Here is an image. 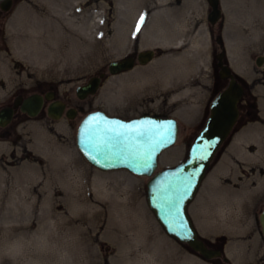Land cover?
I'll return each instance as SVG.
<instances>
[{"label": "rangeland", "instance_id": "obj_1", "mask_svg": "<svg viewBox=\"0 0 264 264\" xmlns=\"http://www.w3.org/2000/svg\"><path fill=\"white\" fill-rule=\"evenodd\" d=\"M64 1L79 8L78 17L87 18L97 36L103 33L105 43L81 45L44 18L46 12L70 14ZM131 2L15 0L0 19V95L48 81L80 111L73 120H28L0 139V264H264V62L256 65L264 43L240 40L232 26L238 8L256 9L264 0H219L222 18L213 27L206 0H142L146 9L134 24ZM220 45L244 95L189 214L200 237H223L227 262L205 261L165 234L146 203L148 178L99 171L75 142L79 123L95 110L124 119L168 116L178 122V139L160 155L158 170L180 164L210 102L227 86L216 67ZM149 50L155 58L148 64L109 75L110 62ZM101 74L98 92L79 100L76 88ZM250 102L255 120H249Z\"/></svg>", "mask_w": 264, "mask_h": 264}, {"label": "water", "instance_id": "obj_2", "mask_svg": "<svg viewBox=\"0 0 264 264\" xmlns=\"http://www.w3.org/2000/svg\"><path fill=\"white\" fill-rule=\"evenodd\" d=\"M0 2L3 11L11 9V0ZM207 2L210 7L207 20L211 26H215L222 17L220 2ZM153 58L154 51L151 50L137 55L138 63L142 66ZM224 58L223 50L215 55L218 76L228 80L227 87L212 100L205 125L190 144L185 159L173 168L157 171L159 156L174 146L178 138V122L173 118L144 114L137 118L122 119L97 110L87 114L76 131V147L93 168L102 172L123 170L137 177L149 178L146 183V203L160 227L168 237L186 245L207 261L220 258L222 252L207 247L199 238L189 216L188 206L194 200L214 156L239 117V103L244 88L224 63ZM263 62V57H257L258 67ZM133 67L134 59L127 57L110 62L108 73L114 76ZM100 77H91L85 85L77 87V98L85 100L95 95L100 87ZM41 104V97L32 96L25 101L22 110L35 117ZM63 110L62 103H55L49 108L48 116L59 120ZM76 114V110L69 109L65 115L67 119L73 120ZM259 224L264 237V207L259 215ZM186 234L191 238H185ZM224 261L227 262L226 259Z\"/></svg>", "mask_w": 264, "mask_h": 264}, {"label": "bare ground", "instance_id": "obj_3", "mask_svg": "<svg viewBox=\"0 0 264 264\" xmlns=\"http://www.w3.org/2000/svg\"><path fill=\"white\" fill-rule=\"evenodd\" d=\"M128 2L126 1V4ZM130 8L135 9L136 13L132 18V24L136 23L139 19L138 11L141 8H144L142 0H132L128 4ZM63 8L70 9L72 12L68 15H63L60 12H46L44 13V18L49 21L51 24L55 23L61 29L64 30V34L67 36L73 37L74 35L79 37L81 45H92L94 40H97L99 44L105 43V37L103 33H99L98 36L92 30V24H89L87 18L78 17V7L70 6V2H65L62 5ZM148 8V7H147ZM233 32L236 36L240 37L242 41H250L254 43L255 46H259L261 43H264V5L258 8H238L235 11L233 18ZM127 14L123 18V25L128 26ZM157 31V26L153 28V32ZM172 35L175 33L171 30ZM111 36V35H110ZM114 37H109V42L113 43ZM257 46V47H258ZM185 71V70H184ZM188 71V70H187ZM170 80V79H169ZM168 80V82H169Z\"/></svg>", "mask_w": 264, "mask_h": 264}, {"label": "flooded vegetation", "instance_id": "obj_4", "mask_svg": "<svg viewBox=\"0 0 264 264\" xmlns=\"http://www.w3.org/2000/svg\"><path fill=\"white\" fill-rule=\"evenodd\" d=\"M14 1L15 0H11L12 5L14 4ZM5 14L6 12L1 9V3H0V19ZM0 42H1V33H0ZM129 57H132L134 59V66H136V63H138L137 54L130 55ZM104 79L105 78L103 77L101 79V82ZM222 81H227L228 83V80H222ZM32 96H38L42 98L41 107L39 109L38 114L35 117L29 116V114L26 111L22 110L25 101ZM55 103H62L64 105L62 116L64 115L66 117L65 114L69 109L76 110L77 114H79L80 112L79 109L70 106L65 99H61L60 97H58L57 87L55 86V84L50 83L48 81H38L28 87L19 85L10 94H7L4 98L2 95H0V139L9 138L11 134L17 129L18 125L23 122L36 118H44V117L49 118L48 116L49 108L51 107V105ZM221 238L218 237L213 242H208L206 239L204 238L203 239L205 240V243L209 248L218 249L222 251L225 243H224V239ZM216 241H220L221 243L219 245L212 246V243H216ZM221 259H223V256L221 257Z\"/></svg>", "mask_w": 264, "mask_h": 264}, {"label": "trees", "instance_id": "obj_5", "mask_svg": "<svg viewBox=\"0 0 264 264\" xmlns=\"http://www.w3.org/2000/svg\"><path fill=\"white\" fill-rule=\"evenodd\" d=\"M249 107L251 108V111H252V115H251V117H250L249 120H255V119H256V118H255V113H256V111H255V105H254V102H250ZM254 111H255V112H254Z\"/></svg>", "mask_w": 264, "mask_h": 264}, {"label": "snow or ice", "instance_id": "obj_6", "mask_svg": "<svg viewBox=\"0 0 264 264\" xmlns=\"http://www.w3.org/2000/svg\"><path fill=\"white\" fill-rule=\"evenodd\" d=\"M143 19H144V18L141 17V20H140V22H139L138 25H137V31H139V27H140V24L143 23ZM89 123H91V122H89ZM117 135H119V133H117ZM185 238H189V239H190L191 237H190L189 235L186 234V237H185Z\"/></svg>", "mask_w": 264, "mask_h": 264}]
</instances>
